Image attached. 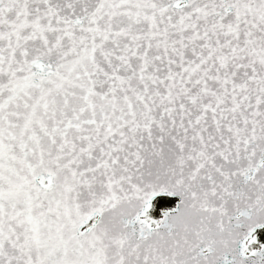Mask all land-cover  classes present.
<instances>
[{
    "label": "snow or ice",
    "instance_id": "obj_1",
    "mask_svg": "<svg viewBox=\"0 0 264 264\" xmlns=\"http://www.w3.org/2000/svg\"><path fill=\"white\" fill-rule=\"evenodd\" d=\"M0 264H264V0H0Z\"/></svg>",
    "mask_w": 264,
    "mask_h": 264
}]
</instances>
